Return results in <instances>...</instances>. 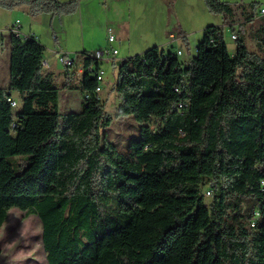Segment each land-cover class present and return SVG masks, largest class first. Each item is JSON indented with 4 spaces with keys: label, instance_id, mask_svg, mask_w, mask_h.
I'll list each match as a JSON object with an SVG mask.
<instances>
[{
    "label": "trees",
    "instance_id": "16d2710c",
    "mask_svg": "<svg viewBox=\"0 0 264 264\" xmlns=\"http://www.w3.org/2000/svg\"><path fill=\"white\" fill-rule=\"evenodd\" d=\"M205 2L232 30L238 9L259 19L258 52L233 30L230 53L224 28L208 25L188 63L159 46L115 62L117 114L141 124L127 153L102 132L112 122L98 90L103 60L80 53L83 108L64 111L55 75L43 69L46 47L36 34L10 33L0 229L12 208L38 215L47 264H264V15L255 2ZM79 4L0 0L35 18L73 14Z\"/></svg>",
    "mask_w": 264,
    "mask_h": 264
},
{
    "label": "rangeland",
    "instance_id": "374dc122",
    "mask_svg": "<svg viewBox=\"0 0 264 264\" xmlns=\"http://www.w3.org/2000/svg\"><path fill=\"white\" fill-rule=\"evenodd\" d=\"M235 6L252 2L264 7V0H222ZM23 8L6 9L0 7V88H8L10 82L11 35L10 27L19 21L23 34L35 33L46 47L45 60H49L56 73L55 84L59 89V104L62 110L79 112L83 108L84 94L80 87H66L65 70L55 51L69 53L71 58L81 60L84 50L94 52L107 47L119 51L111 60H103L104 70L100 98L112 122L102 132H107L109 140L115 143L122 153L128 152V145L140 137L141 124L133 115H118L121 98L113 91L118 79L115 62L141 54L147 49L159 46L165 53H176L180 62L188 63L197 55V48L208 25L224 28L228 50L233 53L236 40L232 39L233 30H244L251 51L258 52L253 34L260 21H246L237 10L233 30L224 24L222 15L209 11L205 0H80L76 13L71 15L42 14L33 17ZM261 16V14H260ZM114 22V26H112ZM177 36L171 38L170 34ZM178 33H183L184 38ZM54 35L59 36L56 43ZM114 35L111 44L109 36ZM45 68V67H44ZM43 68V69H44ZM45 72L46 69H44ZM13 96L18 101L14 114L22 108V97L18 92ZM205 190L208 202L211 196ZM42 223L38 215L19 208H12L9 217L0 229V264H47L42 241Z\"/></svg>",
    "mask_w": 264,
    "mask_h": 264
},
{
    "label": "built area",
    "instance_id": "2783aa9c",
    "mask_svg": "<svg viewBox=\"0 0 264 264\" xmlns=\"http://www.w3.org/2000/svg\"><path fill=\"white\" fill-rule=\"evenodd\" d=\"M260 13L262 15H264V7H261L260 9ZM10 33H15L17 35H22V36H27L25 34H23L21 32V25L19 23V21L15 22L14 24H12V26L10 27ZM174 36H172L173 38ZM232 39H236V34H232L231 35ZM109 41L111 42V44L115 41V36L114 35H110L109 36ZM178 55H180L182 53L181 50L177 51ZM118 54V50L116 48L112 47H107L104 49H97L94 52H91V55L93 56V58H96L98 60H111L112 58H114L116 55ZM59 59L61 60V62L65 65V66H74L75 64V59L71 58L69 56V54H58ZM84 55L80 54V58L83 62L84 59ZM103 75H104V71L101 70L98 74V79L99 80H103ZM98 90L100 91L101 89L98 88ZM9 101L12 103L13 106H17V101H15L14 99L9 98Z\"/></svg>",
    "mask_w": 264,
    "mask_h": 264
},
{
    "label": "crops",
    "instance_id": "0c3cea01",
    "mask_svg": "<svg viewBox=\"0 0 264 264\" xmlns=\"http://www.w3.org/2000/svg\"><path fill=\"white\" fill-rule=\"evenodd\" d=\"M80 5V4H79ZM25 11L28 12V9L27 8H23ZM78 10V9H77ZM77 12V11H76ZM75 12V13H76ZM74 14V13H73ZM71 15V14H69ZM114 22H112L113 24ZM12 26V25H11ZM114 26V24L112 25ZM22 27V26H21ZM22 29V28H21ZM28 34H35V33H27L25 35H28ZM171 38L172 36H177L176 33H171L170 34ZM56 43H59V36L58 35H54L53 36ZM3 45V42H0V46ZM113 46V45H112ZM55 53L58 54L60 53L61 54V51H55ZM66 54H69V53H66ZM118 54H119V51H118ZM44 69H46L47 72H52L54 73V75H56L54 69H53V66L52 64L50 63V61L47 59L45 60V56H44ZM70 72L72 73V76H73V79H72V82H70L66 77L65 81L68 82V85L66 87L70 88L72 86H75V87H80L81 86V79H82V76H83V69H82V60H75V64L74 66L70 69Z\"/></svg>",
    "mask_w": 264,
    "mask_h": 264
}]
</instances>
